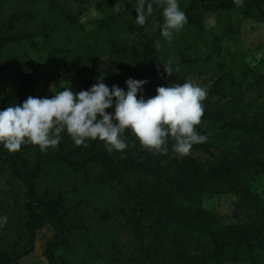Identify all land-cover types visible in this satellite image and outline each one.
I'll use <instances>...</instances> for the list:
<instances>
[{"label":"trees","instance_id":"1","mask_svg":"<svg viewBox=\"0 0 264 264\" xmlns=\"http://www.w3.org/2000/svg\"><path fill=\"white\" fill-rule=\"evenodd\" d=\"M111 1L120 3L119 10L94 32L61 10L40 20L33 12L19 10L8 22L0 17V70L13 66L19 74L18 88H0V109L22 104L28 96L40 97L36 79L46 62L63 67L73 79L85 77L83 90L101 77L109 88L118 85L125 90L128 78L145 79L149 97L156 95L158 86L212 76L214 85L202 101L204 114L196 126L207 139L191 151H218L221 157L207 163L183 158L174 152L171 137L166 154H153L130 130L122 137L128 147L112 153L99 140L76 146L66 131L59 145L45 152L32 144L17 152L0 145V175L7 176L9 187L0 190V264H21L36 251L47 229L52 231L44 244L47 263L70 264L68 254L60 252L71 248L82 227L78 208L100 188L112 191L126 208L139 244L137 256L130 257L114 241L89 240V248L106 246L90 256L101 264H264L263 200L254 198L257 209L237 204L231 212L236 224L204 207L206 197L252 196V182L264 176V73L247 62L250 53L264 49V39L244 33L247 22L264 25V0H243L239 5L234 0H188L183 10L187 23L171 39L161 34L163 8L156 2ZM208 13L218 22L212 37L204 29ZM140 14L147 17L143 25L137 23ZM116 24L123 37L112 33ZM106 51L111 65L100 72ZM164 65L173 68L171 76ZM60 172L74 178L71 189L42 192V180ZM70 193L81 197L73 214L67 207ZM97 212L102 227L113 220L105 209ZM12 233L17 237L9 242ZM86 234L92 236L89 227ZM187 242L199 245L202 255H193Z\"/></svg>","mask_w":264,"mask_h":264},{"label":"clouds","instance_id":"2","mask_svg":"<svg viewBox=\"0 0 264 264\" xmlns=\"http://www.w3.org/2000/svg\"><path fill=\"white\" fill-rule=\"evenodd\" d=\"M234 2L239 5L243 0ZM162 8L161 34L171 39L173 32L187 23V16L178 0H162ZM147 11H152L151 5ZM146 18L138 15L137 23L143 25ZM164 68L167 75L174 73L170 65ZM102 80L98 78L79 92L74 93L68 85L51 97L28 96L22 104L0 109V145L8 152H17L22 145L32 144L45 152L57 147L61 132L66 131L76 146L87 147V141L99 140L112 153L128 147L122 134L130 130L141 146L153 154H166L171 137L175 141L174 152L186 156L194 144L207 139L196 130L204 114L202 101L207 96V90L199 84L189 80L158 86L156 95L145 99V79L128 78L127 90L118 85L109 88ZM110 108L114 112L106 111Z\"/></svg>","mask_w":264,"mask_h":264},{"label":"rangeland","instance_id":"3","mask_svg":"<svg viewBox=\"0 0 264 264\" xmlns=\"http://www.w3.org/2000/svg\"><path fill=\"white\" fill-rule=\"evenodd\" d=\"M150 2L157 3L162 7V0H150ZM181 10L185 9L188 0H178ZM120 8V3L112 2L111 0H0V17H4L6 22L11 18V13L16 11L33 12L40 18H44L47 13L54 10L65 11L77 19L79 26L84 28L87 32H94L100 26L103 20H109L116 15ZM204 29L207 35L213 36L214 32L218 30L217 18L214 14L208 13L204 21ZM114 36L119 38L124 36V32L119 24L115 25L112 32ZM244 33L251 36L263 37L264 39V25L256 21H250L244 25ZM226 43V42H225ZM227 45V43H226ZM230 46V45H229ZM258 52H252L247 58V62L251 68L260 73H264V62L262 63ZM111 65V58L108 52H104L100 58L98 69L100 72L106 71ZM257 65V66H256ZM259 66V67H258ZM85 77L79 79L71 78L63 67L56 66L52 62H46L44 67L37 74V85L41 88L40 97H51L56 91H63V87L71 86L73 92L83 90V81ZM194 83L199 84L201 87L209 91L213 85V77H198L191 76L189 78ZM19 86V74L13 66H8L0 70V88L6 90H14ZM145 99L149 98L146 92H143ZM139 98V95H138ZM247 98V96H246ZM218 98H213L211 101L218 102ZM227 100L221 102L225 103ZM109 112H114V108H110ZM126 130L122 137L126 135ZM183 158L198 159L203 163L218 161L221 153L214 151L212 154H205L203 152L190 151V154L182 156ZM8 179L5 175H0V190L7 191ZM74 182V178L69 176L64 177L63 173H57L54 177L44 178L41 182V191H50L57 194L62 191L68 192ZM252 196L245 199L226 194L222 196L206 197L204 199V207L210 211H217L226 217L228 224H236L237 221L232 218L231 212L237 204L243 203L245 207L257 209V203L254 198H259L264 201V176L258 177L252 182L250 186ZM3 196V194H1ZM81 202V197L76 193H70L68 196L67 207L75 212V206ZM78 209L82 212L79 214L81 219L80 226H85L77 230L72 246L69 250L60 252L61 254H68L70 264H101L98 259H91L90 256L102 253L106 246L99 245L97 249L89 248L88 241H97L99 238L102 242L114 241L116 242L121 251L130 257L137 256L139 252V244L136 239L133 228L129 225L127 219L126 208L121 205L119 199L113 194L112 191L107 189H98L93 194L91 200L82 204ZM97 209H105L113 216V220L104 227L99 223V213ZM78 219H75L77 223ZM89 227L92 236L85 235V228ZM9 242H13L17 234L12 233L9 235ZM52 231L47 229L40 234V241L37 243L36 251L28 258L24 259L21 264H48L44 257V244L47 238H51ZM100 243V241H99ZM185 247L195 256H200L203 253L202 248L191 242H187Z\"/></svg>","mask_w":264,"mask_h":264},{"label":"built area","instance_id":"4","mask_svg":"<svg viewBox=\"0 0 264 264\" xmlns=\"http://www.w3.org/2000/svg\"><path fill=\"white\" fill-rule=\"evenodd\" d=\"M259 57H260V60L261 62L263 63L264 62V51L258 53ZM257 66V65H256ZM259 67V66H258Z\"/></svg>","mask_w":264,"mask_h":264}]
</instances>
